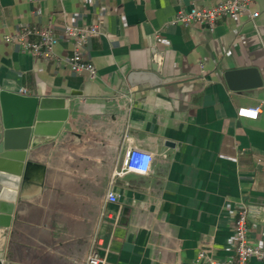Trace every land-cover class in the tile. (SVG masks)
<instances>
[{
    "label": "crops",
    "instance_id": "0c3cea01",
    "mask_svg": "<svg viewBox=\"0 0 264 264\" xmlns=\"http://www.w3.org/2000/svg\"><path fill=\"white\" fill-rule=\"evenodd\" d=\"M220 1L0 0V91L61 99L66 112L54 136L31 127L20 176L1 186L0 264H85L98 243L104 264L225 260L243 204L248 238L264 248V0L254 19L169 25ZM64 24L98 26L82 51L94 78L68 68ZM31 26L52 27L56 60L3 39ZM248 68L261 85L231 90L223 74ZM134 71L172 81L131 86ZM242 107H258L257 119L237 117ZM129 148L152 155L147 173H119Z\"/></svg>",
    "mask_w": 264,
    "mask_h": 264
},
{
    "label": "built area",
    "instance_id": "2783aa9c",
    "mask_svg": "<svg viewBox=\"0 0 264 264\" xmlns=\"http://www.w3.org/2000/svg\"><path fill=\"white\" fill-rule=\"evenodd\" d=\"M253 1L221 0L219 3L208 8L193 6L188 10H180L177 12L169 21V25H179L184 28L197 26L206 30H212L216 20L220 17L248 15L254 19L258 16V12L252 11L250 8ZM62 32L63 36L70 40L72 44L71 54L66 59L68 68L74 73L85 74L89 78H94L97 74V69L92 62L84 57L82 51L87 40L100 33L98 26L96 24L82 26L64 24ZM28 36H36L37 41H28ZM3 39L9 43L21 44L35 57L44 60H56L55 48L59 39L51 26L21 28L13 34L5 35ZM153 41L155 43H161L163 41L159 31L153 34ZM17 93L25 96L27 95V90L25 88H19ZM258 114V107H242L236 112L237 117L252 120L257 119ZM145 157L149 159L145 161ZM151 163L152 155L149 152L137 148H129L124 152L119 173H147L150 170ZM106 200L114 203L117 201V196L113 192H109ZM262 210L264 211V207H262ZM249 213L250 209L246 204L241 205L236 212L233 225L234 257L225 260L208 259V264H249L252 258L264 261V248L253 244L248 238L246 224ZM99 245L100 243L89 250L85 264H104L105 260L99 252ZM202 258H204V254L200 253L197 260Z\"/></svg>",
    "mask_w": 264,
    "mask_h": 264
},
{
    "label": "water",
    "instance_id": "95a60500",
    "mask_svg": "<svg viewBox=\"0 0 264 264\" xmlns=\"http://www.w3.org/2000/svg\"><path fill=\"white\" fill-rule=\"evenodd\" d=\"M223 77L231 90L254 88L261 85L260 76L253 68L230 70L225 72ZM127 80L131 86H157L172 81L171 79L163 80L150 71L131 72ZM0 105L1 189L3 184L6 186L9 179L21 174L31 127H33L34 136H54L60 128L66 112L59 110L63 107L61 99L23 96L5 90L0 91ZM14 129L19 130L14 131ZM16 135L19 139L18 142H15L14 139Z\"/></svg>",
    "mask_w": 264,
    "mask_h": 264
},
{
    "label": "clouds",
    "instance_id": "9594fccd",
    "mask_svg": "<svg viewBox=\"0 0 264 264\" xmlns=\"http://www.w3.org/2000/svg\"><path fill=\"white\" fill-rule=\"evenodd\" d=\"M144 159H145V161H147L149 158L148 157H145Z\"/></svg>",
    "mask_w": 264,
    "mask_h": 264
},
{
    "label": "rangeland",
    "instance_id": "374dc122",
    "mask_svg": "<svg viewBox=\"0 0 264 264\" xmlns=\"http://www.w3.org/2000/svg\"><path fill=\"white\" fill-rule=\"evenodd\" d=\"M87 249V248H86Z\"/></svg>",
    "mask_w": 264,
    "mask_h": 264
}]
</instances>
